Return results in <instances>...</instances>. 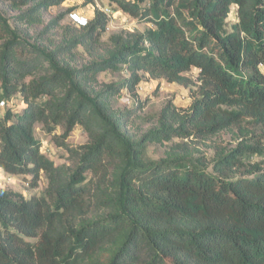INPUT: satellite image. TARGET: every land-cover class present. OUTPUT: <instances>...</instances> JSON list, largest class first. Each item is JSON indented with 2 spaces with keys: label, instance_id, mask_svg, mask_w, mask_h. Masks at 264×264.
<instances>
[{
  "label": "trees",
  "instance_id": "trees-1",
  "mask_svg": "<svg viewBox=\"0 0 264 264\" xmlns=\"http://www.w3.org/2000/svg\"><path fill=\"white\" fill-rule=\"evenodd\" d=\"M64 1L10 0L15 25L0 12V98L24 104L0 118V168L33 187L48 180L31 197L0 186V264H264V0H110L153 26L101 48L99 9L51 37L64 15H44ZM80 46L91 59L75 65ZM121 70L130 76L98 79ZM145 75L184 85L193 102L135 135L113 101ZM38 124L87 132L74 168L45 155ZM234 126L236 145L213 158L185 141L150 155Z\"/></svg>",
  "mask_w": 264,
  "mask_h": 264
},
{
  "label": "rangeland",
  "instance_id": "rangeland-1",
  "mask_svg": "<svg viewBox=\"0 0 264 264\" xmlns=\"http://www.w3.org/2000/svg\"><path fill=\"white\" fill-rule=\"evenodd\" d=\"M10 0H0V12L6 15L10 22L15 25L14 16L18 13L9 7ZM99 9L105 13L107 26L102 34L101 41L104 47L110 43V37L113 34L126 31L144 32L153 24L145 19L131 17L110 0H65L61 5L51 7L44 15V24H48L51 19L63 14L60 27L51 32V37L59 38L65 32L72 30L76 24L72 21L70 13H77L81 16L93 18L96 10ZM236 11L233 10L229 16L230 21H235ZM31 34L34 30H31ZM75 65L88 63L91 59L89 52L80 46L77 50ZM264 69V68H263ZM190 75H196V70L190 72ZM130 76L127 70L105 71L99 74L100 82L112 83L119 82ZM143 81L136 87L135 91L124 88L113 103L115 108L124 113L131 110L126 118L127 129L130 133L141 135L149 128L157 124L162 110L172 105L178 113H182L193 102L192 92L189 88L176 82H169L165 78L153 79L149 75L143 76ZM1 86V81H0ZM11 107L15 111H22L24 104L19 94L12 100H7L5 106H0V118L5 115L6 110ZM128 114V113H127ZM251 126V125H249ZM238 126L229 130L220 132L213 136L192 135L191 137L181 139L175 138L172 141L152 144L150 155L159 158L164 155L165 150L173 142H182L189 147L197 148L199 154L213 158L217 148L225 147L227 149L236 145L239 134ZM64 127H57L53 132H47L42 124L36 127V136L41 141V149L47 157L52 159L58 166L69 165L75 167L78 163L76 150L88 142L87 132L77 125L66 138H63ZM258 133L261 130L258 129ZM48 185V180L43 174L40 177L39 184L33 187L30 180L24 176H12L0 168V186L6 189L23 193L26 197L40 195Z\"/></svg>",
  "mask_w": 264,
  "mask_h": 264
},
{
  "label": "built area",
  "instance_id": "built-area-1",
  "mask_svg": "<svg viewBox=\"0 0 264 264\" xmlns=\"http://www.w3.org/2000/svg\"><path fill=\"white\" fill-rule=\"evenodd\" d=\"M72 21L76 24V26L80 27L86 25L88 22V18L85 16H81L77 13H70ZM6 100L0 98V106H5Z\"/></svg>",
  "mask_w": 264,
  "mask_h": 264
}]
</instances>
